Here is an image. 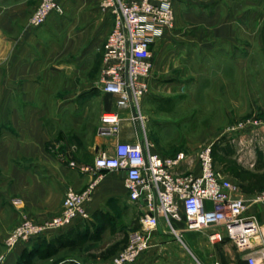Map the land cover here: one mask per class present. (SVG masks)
Segmentation results:
<instances>
[{"label":"crops","instance_id":"crops-1","mask_svg":"<svg viewBox=\"0 0 264 264\" xmlns=\"http://www.w3.org/2000/svg\"><path fill=\"white\" fill-rule=\"evenodd\" d=\"M40 1L0 0V258L3 264L20 262L25 250L37 246L38 239L51 243L68 232L49 233L37 240L21 242L14 249L5 244L8 234L25 216L42 221L60 213L69 187L82 191L96 178L95 173L70 167L71 161L93 166L100 151L113 154L115 143H135L143 138L154 151L175 153L180 144L172 142L166 146L165 140L180 130V117L176 115L181 107H200L199 104L228 107L222 86L230 70L236 74V104L244 107L246 61L254 56L256 46L262 44L254 41L255 36L260 37L262 28L259 23L245 21L244 7L228 9L224 6L226 0L177 1L175 27L150 46L154 66L149 91L140 101L142 126L132 119L129 111L122 110L119 133L104 135L99 132L102 114L119 107L117 95L104 91L99 83L104 43L114 17L101 6V0H60L64 13H53L43 25L34 27L29 17ZM201 1L207 3L203 9H195L201 13L196 22L186 23V3L197 2L195 6L202 7ZM192 10L189 15L193 14ZM82 12L86 15L81 16ZM253 12L255 16L257 12ZM232 13L237 17H232ZM245 33L250 40H245ZM212 84L220 85L219 94H213ZM259 129L257 133L245 129L236 135L241 141L237 148L247 149L252 139L256 143L249 155L256 158V163L260 159V164H264L258 158L264 156V116ZM186 134L184 137L188 138ZM188 169L184 164L182 170ZM125 177L123 170L103 171L88 203L93 218L100 211H112V204L120 205L123 212L137 206L129 199ZM139 208L144 211L143 207ZM250 212L264 225L263 206H254ZM192 232H199L202 237L192 238V244L187 243L189 248L201 249L202 241H206L212 252L205 254L203 264L247 263L243 252L229 239L213 243L209 240L210 231H203L209 243L202 231ZM176 244L174 235L160 226L152 234V247L136 264H193L173 263L171 258H163L161 252L170 246L176 248ZM45 257L42 260L47 261L48 255Z\"/></svg>","mask_w":264,"mask_h":264},{"label":"built area","instance_id":"built-area-1","mask_svg":"<svg viewBox=\"0 0 264 264\" xmlns=\"http://www.w3.org/2000/svg\"><path fill=\"white\" fill-rule=\"evenodd\" d=\"M177 1L101 0L114 23L104 43L99 83L104 91L117 95L119 107L102 114L100 134L119 133L122 110L143 123L140 101L149 91L154 66L150 46L174 28ZM53 13H64L61 1L41 0L29 23L39 27ZM69 164L95 173L96 178L82 191L69 187L60 213L42 221L25 216L6 239L9 249L89 220L92 215L88 203L103 171L123 170L130 201L144 209L139 219L141 227L129 233L127 244L114 256L97 264L139 263L152 247L153 232L162 225L185 246L184 231H210L211 242L229 239L243 252L247 264H264V225L250 212L254 206L264 207V190L248 197L241 195L239 185L215 166L213 144L205 145L192 157L187 151L161 154L143 138L135 143H115L113 154L100 151L93 166L75 161ZM184 164L188 170H182ZM193 264L203 263L196 258Z\"/></svg>","mask_w":264,"mask_h":264},{"label":"rangeland","instance_id":"rangeland-1","mask_svg":"<svg viewBox=\"0 0 264 264\" xmlns=\"http://www.w3.org/2000/svg\"><path fill=\"white\" fill-rule=\"evenodd\" d=\"M201 2L202 7L195 6L197 2H192L194 5L186 3V14L184 15L186 23L196 22L201 13L198 14L195 9H203L206 6L205 2L207 3V1ZM225 2L224 6L226 5L228 9L236 10L244 7L245 21L250 24L259 23L262 28L260 37L257 35L254 40L255 42L259 40L262 44L259 47L256 46L254 56L247 58L246 61L244 107L236 104L238 92L235 70L227 71V81L223 80L222 91L223 97L227 99L228 107H203L202 104H199L200 107H181L180 113L176 115L180 117V130L170 134L165 140V145L178 142L180 145L178 148L176 147V152L186 150L190 151L192 157H196L202 147L213 144L215 166L228 179L239 185L241 195L248 197L264 189V171L258 170L264 169V164H260V159L256 163V158L249 155L252 154L256 142L254 143L251 139L249 144L247 143L249 146L247 149L242 150V147L238 149L237 144L241 141L237 140L236 135L245 129L257 133L263 125L264 0H226ZM191 9H193V14L189 15ZM253 11L257 12L255 16ZM80 15L85 16L86 13L82 12ZM231 15L237 17L233 13ZM183 34L189 35L188 32H183ZM245 34V40L248 41L249 35ZM240 89L239 84V94ZM212 90L213 94H219L220 85L212 84ZM143 130L142 135L144 134ZM185 133L188 138L184 137ZM251 136L253 137V135ZM258 158L264 160V156ZM111 209L112 211H100L96 217L91 216L86 222L71 227L72 229H68L66 234L57 237L51 243L37 238V246L25 250L17 264H97L111 258L121 246L127 244L129 233L140 229L139 219L143 213L135 205L126 212H123L122 207L118 204H112ZM162 228L167 229L165 225H162ZM202 233L205 234L203 231ZM195 236L200 238L202 234L192 231L183 234L188 244H192V238ZM205 236L207 239L206 234ZM174 238L177 240L176 248L170 246L161 252L163 258H171L173 263H195L196 258L205 263V254L211 255L212 253L205 245L206 241H202L201 249L196 248L192 251L188 244L187 246L182 244L175 235ZM45 255H48L47 261L42 260L46 258Z\"/></svg>","mask_w":264,"mask_h":264},{"label":"trees","instance_id":"trees-1","mask_svg":"<svg viewBox=\"0 0 264 264\" xmlns=\"http://www.w3.org/2000/svg\"><path fill=\"white\" fill-rule=\"evenodd\" d=\"M177 152H178V151H177ZM213 152H214V149H213ZM175 153H176V152H175ZM214 159H215V158H214ZM263 190H264V189H263ZM260 191H262V190H260ZM121 247H122V246H121ZM35 249H38V248H35ZM116 253H117V252H116ZM116 253H115V254H116ZM242 264H243V263H242ZM246 264H247V263H246Z\"/></svg>","mask_w":264,"mask_h":264}]
</instances>
